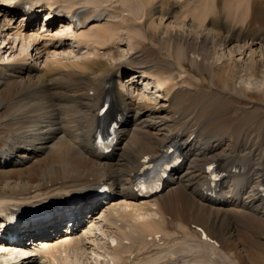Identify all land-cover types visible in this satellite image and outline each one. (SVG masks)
I'll return each mask as SVG.
<instances>
[{
    "label": "bare ground",
    "instance_id": "1",
    "mask_svg": "<svg viewBox=\"0 0 264 264\" xmlns=\"http://www.w3.org/2000/svg\"><path fill=\"white\" fill-rule=\"evenodd\" d=\"M64 1L66 6H62L56 1L49 2V0H0V17L11 23L18 15L21 26L24 27L26 33H30L29 37L33 39V42L39 38L37 35L42 36L43 32L46 34L45 32L49 33L50 31L55 34L52 36L53 42L50 44L55 49L64 48L63 51L68 52L70 49L66 47L69 46H66L64 41L67 42L71 37L77 43L97 51L95 56L97 58L86 59L72 65L63 64L60 61L59 66L48 65L40 72L41 74H32L31 71L37 69L31 66H0V200H2L3 192L7 191V199L17 201L13 204V209L6 206V211L0 214V222L3 224L0 225V251L6 252V255L11 251L8 254L11 258L5 259V264H38L37 258L33 257L37 252L65 255V248H82L85 244L95 242L93 225L78 236L80 222L68 223L69 225L65 228L67 215L55 217V215L71 209H73L71 213L78 212L80 214L83 211V205L69 207L60 205L48 209V212H40V209L34 212L33 207L40 208L43 205L19 204L18 202L25 200V194H28L30 190H34V192L38 190L41 194L46 191L39 197L43 203L42 201L47 200L49 196L60 195L53 192L62 188L65 190L81 189L83 191L81 195H86L84 201H88V210L92 204L110 198L109 203L114 205L117 200H113V198L116 197L120 198L122 202L124 201L126 207L133 210L149 211L152 209L151 207H154L153 210L159 215V219H150L140 226L144 247L148 246V250L151 251V245L155 240L159 243L163 239L160 237L161 233H166L167 239L171 237L170 234L189 236L194 238L202 248L198 253L199 257L201 256L203 259L200 262L213 264L210 259H204L206 253L203 249L217 254L221 248L223 251L228 249V243L230 244L236 226H244V223L264 225V119L249 116L250 118H245L246 120L242 119V121L233 123L232 117L225 116V106L214 105L209 96L202 98V106L199 109L184 108L185 102L180 100L179 89L174 90L175 85L169 83L161 75L168 68L170 69L171 64L167 61L158 62L155 65L147 62L141 63V61L139 63L138 59L141 57L135 51L134 57L131 56L129 60L119 61L116 65L106 63L101 58L107 54L103 53L100 56L102 53L100 50L104 49L105 52L110 53L108 56L115 58L113 49H119L125 44L126 32L130 27L138 24L136 20L124 16L121 20L118 18V21H115L114 14L111 12L105 14L104 10H98V6L96 10H92L93 8L83 7L84 4L81 5V3L79 6L77 4L79 2ZM133 1L135 2L134 9L125 0L123 1L124 7L131 14H137L138 11L145 12L144 26L146 30L149 31L148 22L155 28L160 27V31L169 28L165 22L163 23L165 17L155 16L156 7L162 0L153 7V0ZM213 1L191 0L186 8H182L186 9L183 12V19L198 24L194 27L196 24L192 26L189 23L188 29L196 30L202 27L211 13ZM234 1L229 2L230 4L227 6H242ZM203 4L205 5L202 6ZM25 5L26 7H24ZM45 8L47 9L44 14L45 22L40 27V34L37 29L28 32L27 28L35 26V22L39 19V13ZM59 9H64L67 16L55 21L57 14L54 10L59 11ZM248 10L251 15L250 26L255 24L257 28L253 29V34L249 32L242 35V39L245 41L244 45L238 46L237 51H230L225 62L233 64L235 54L245 56L248 53L250 59L248 69L252 71L258 67L259 63L255 60L257 53L253 48L258 46L261 53L264 48L262 44L264 34L259 32L264 27V5H260L258 0H246L242 7L244 18ZM32 13L35 16L31 17ZM158 13L161 12L158 11ZM74 17L80 20V27L75 26L71 31ZM105 18L108 19L106 24L101 25ZM138 18L141 19L142 16ZM171 18L172 15L168 16L167 20ZM180 18L182 17L180 16ZM179 20L177 19V21ZM92 22H96L98 25H92L91 27L95 26V28L83 32L85 23ZM53 26L54 29L49 30ZM81 27H83L82 31L80 30L78 33ZM181 27L179 28L181 29ZM167 30L169 31V29ZM145 33L144 36L147 35V32ZM212 33L207 29L203 30L206 37ZM23 39L26 41L25 38ZM149 39L148 37L146 40ZM126 41L130 50L135 48L132 40L126 39ZM177 49L179 52L177 51L178 56L176 57L179 62L182 53L180 48ZM32 50L37 51V46L35 45ZM262 56L264 57L263 53ZM154 63L156 62L154 61ZM120 69L122 74L125 70H131L135 75L151 80L159 89L158 92L163 95L165 102L169 103L170 116H162L164 109L157 110L146 102L142 106L133 105L125 93L114 86V81L117 79L115 72ZM11 79L23 81V86L27 90L30 84L35 85L34 92H31L32 94L28 97H18L19 94L14 101V106H12V102L3 104L6 100H4L2 92H12V88H15L12 83H9ZM117 80V83L121 85L120 79ZM66 83H70V86L74 88L68 89ZM104 101L108 102L109 107L104 113L105 116L101 118L98 113ZM145 115L153 116L152 118L158 122L153 121V124L150 125L143 123L141 117ZM114 121H117L118 124L114 132L117 136L116 144L111 153L102 154L94 147L97 130L104 122L109 126ZM155 130L157 134L152 133ZM226 141H228L227 149L221 150ZM122 143L124 144L116 155V147ZM170 144H173L180 153L183 158L182 163L172 170L163 181L159 193L146 198L139 197L134 191L135 178L141 174L146 165L160 158L164 149ZM39 157L41 158L39 159ZM46 163H50L51 166L38 171L39 167L45 166ZM28 165H31L30 168L33 169L25 168ZM209 166H214L215 178H212L211 172L208 171ZM69 172L78 173V175L73 178ZM25 176H29L28 180L33 179L38 183L33 188H29L26 186L27 182L23 181ZM14 178L20 180L14 182ZM13 184L15 186H12ZM102 186L107 187L109 192H101ZM52 189L53 191H51ZM165 190L167 191L166 195H163ZM209 193H214V195H208ZM16 196H18L17 199ZM218 203L225 204L217 205ZM92 212L94 209L90 210L88 215ZM10 213H34V215L32 217L23 215L21 218L9 221L7 216ZM48 222H52L53 226H47ZM32 224L38 226L44 224L42 229L46 236L55 237L49 242L39 243L40 245L32 243L30 239H23L26 237L23 233L27 234V232L19 226ZM63 227L65 229H62ZM32 229L36 230L37 227ZM29 233L31 236L35 234L31 231ZM203 233L206 237L203 236ZM92 237L93 240H91ZM150 239H154V241L147 244ZM83 241L86 243L82 244ZM108 244L113 250L112 255L122 259L123 254L117 247V241L108 239ZM38 246L40 248H37ZM87 247L89 249L88 245ZM13 249H17L15 251L20 253L18 260H16L17 255L12 259ZM94 249L88 250V256L95 259L99 253ZM32 251L34 253H31ZM252 252H250V260L248 259L247 262L248 264H257V256ZM30 253L32 255L27 257ZM131 255L129 254L127 258H131ZM233 256L240 262L235 260V264H244L245 260L238 253H234ZM137 259L140 261L138 257ZM142 259L144 260V258ZM154 261L156 260L154 259ZM154 261L152 259L151 262ZM178 263L176 258L168 256L152 264ZM92 264H96V260H93Z\"/></svg>",
    "mask_w": 264,
    "mask_h": 264
},
{
    "label": "rangeland",
    "instance_id": "2",
    "mask_svg": "<svg viewBox=\"0 0 264 264\" xmlns=\"http://www.w3.org/2000/svg\"><path fill=\"white\" fill-rule=\"evenodd\" d=\"M53 1L59 2V4H61L62 6L67 5L64 0H49V2ZM69 1L70 3L79 2L77 3L78 5L80 3L81 5L84 4L83 7H87L90 9L93 8L92 10H96L98 6V10H104L105 14H107L108 12L114 14V16H116V18L114 19L115 21H118V18L119 20H121L122 17L128 16L130 18H134L138 23L135 26L130 27L126 32V39L132 40V42L135 44V48L130 50V48H128V42L125 39V44H123L121 48L113 49L115 58H111V56H108V54L110 55V53H107V51L105 52L104 49H101L100 51L102 53H100V56L103 53L107 54L105 56H102L101 60L110 65H116L119 61H126L129 60L131 56L134 57L133 53L136 51L137 55H140L141 57L140 59H138L139 63L141 61V63L147 62L155 65L158 62L163 63L164 61H167L171 64L170 69L168 68V70L161 75L165 79H167L169 83L175 85L174 90L179 89L178 92L181 95L180 100H183L185 102L184 108L199 109V107L202 106V98L204 96H209L210 98H208L213 101L214 105L217 104L225 106V116L232 117L231 120L233 123H237L239 121H242V119L246 120L254 116L264 119V57L262 56V53L264 55V48L262 49V53L258 46H255L253 48L257 53L255 60L259 62L258 67L255 70L251 71L250 69H248L250 66L248 53L245 56L235 54V62L233 64L231 62L229 63L228 61L225 62V59L228 57L230 51H237L236 48L238 46L244 45L245 41H243L242 35L249 32L253 34V29L257 28L255 24H252L253 26H250V10H248L245 18L242 14V7L246 0L234 1L236 4H241V7H238L237 5L228 7L227 5L230 4L229 2H231L232 0H214L213 4L211 5L212 14L210 13L209 17L206 19L204 24H202L201 28H197L196 30L192 29L193 31L190 28L188 29L189 23L192 26L196 24L194 27H196L198 24L194 23V21L184 20L183 12L186 9H182L186 8L191 0L186 2L185 0H162V2H159V5L161 6L157 5L155 10V12L157 11V13H155V16L165 17L163 23L165 22V25L169 27L165 28V30L162 31H160V27L155 28V26L151 25L150 22H148L147 24L149 31L146 30L144 26L145 12L138 11L137 14L134 13L135 15L131 14L130 11H128L124 7V0ZM125 1H128V5L132 8L135 7V2L133 0ZM158 1L160 0H153L152 7L156 6V4H158ZM163 2L167 3L164 5ZM258 2L260 5H264V0H258ZM200 3L202 4V1ZM204 5L205 4H203L202 6ZM180 8L182 9V11H180ZM46 10L47 9L45 8L39 13V19H37V21L35 22V28H27L28 32L37 29V32L39 31L38 34H40V27L43 26L45 22L44 14ZM158 11H160L161 13H158ZM169 14L172 15L173 19L171 18L170 20H167V17L171 16ZM139 16H142V18H138ZM180 16L182 18H180ZM18 17L19 16L17 15L16 18ZM16 18L13 20L15 22L12 21L11 23H8L6 22L7 20H4L3 17H0V66H31L37 69L31 71L32 74H41L40 72L46 69L48 65L53 67L59 66L58 64L60 61L63 64L72 65L76 64L77 62H82L86 59L97 58L95 57L97 53L96 50L91 49V47H85V45L83 46V44L81 45L77 43L71 37L68 38L67 42L64 41L66 43V46H69L66 47L70 49L68 50V52H64V48L55 49L51 47L50 44L51 42H53L52 36H54L55 34L50 31L49 33L45 32L46 34H44L43 32V35L41 34L42 36L37 35V37H39L35 40L37 43L33 42V39H30L29 37L30 33H26L24 27L21 26L22 24L20 17L19 19ZM177 19L179 21H177ZM106 20L108 19L105 18L103 22H101V25L106 24ZM92 25L98 24H96V22H92L89 24L85 23V25L83 26L84 28L82 27L83 32H87L88 29L90 30L93 27L95 28V26L91 27ZM183 25H185L186 27L184 28ZM179 27H181V29ZM82 28L80 29L81 31ZM53 29L54 26L49 30ZM167 29H169V31ZM202 29H207V31H212L213 33L210 36L206 37L204 35L205 33L203 34ZM44 30L46 31V28ZM80 30L78 31V33L80 32ZM145 32H147L146 36H144L146 34ZM259 32L264 34V27L261 28V31ZM231 36L233 37V39L231 38ZM148 37L150 38V41L146 40ZM23 38H25L26 41ZM203 41L207 43H204ZM262 44L264 46V42ZM35 45L38 48L37 51L32 50ZM177 48L181 49L180 51L183 55H181V60L179 62L178 58L176 57L178 56L179 52ZM154 61L156 63H154ZM115 75H117L116 78L120 79L121 81V85L117 83V81H115V88L125 93V96L127 97V99H130L132 101L133 105L142 106L143 103L146 102L147 104L155 107L157 110L164 109V112H162L161 114L162 116H170V108L168 107L169 103L165 102L163 95L158 92L159 89L155 87L154 83L151 80L142 78L140 77V75H135V73L131 70H125V72H123L122 74V70L120 69L119 71L115 72ZM21 82L22 84H20ZM9 83H12L15 88H12V92H2L4 100H6L3 104H9L12 102V106H14V101L16 100V98L21 96L28 97V95L32 94L31 92H34L35 90L34 84H30L32 87L29 85L30 89L28 88V90L27 88H24L23 81L21 80L18 81L17 79H11ZM66 85L68 86V89L74 88L73 86H70V83H66ZM152 117L153 116L151 115L150 117L149 115H145L141 117V120L143 123L148 125L153 124V121L158 122ZM152 133H156V130L152 131ZM123 144L124 143L116 147V155L119 153L120 147H122ZM227 145L228 141L224 143L221 150L227 149ZM41 157H39V159ZM31 165L33 166V164ZM31 165H28V167L25 168H30ZM49 166H51V164L46 163L45 166H40L38 171L47 169V167ZM32 169L33 168H30V170ZM24 173L27 174L26 172ZM69 175L73 176L74 178L77 177L78 173L69 172ZM28 179L29 176H25L23 181L27 182L26 186H29V188H33L38 183V181L35 182L33 179ZM18 180H16V178L13 179L14 182H18ZM12 186L15 185L13 184ZM51 191H53V189ZM82 192L83 191L79 188L69 190H65L64 188L60 190L56 189L53 193H58L60 195L49 196L47 200L42 201L43 203H41V198L39 197L46 193V191H43V193L41 194L40 192H38V190H36L35 192L34 190H30L28 194H25L26 199L20 200L18 202L19 204L27 203L38 206L43 205V207L40 208H37V206L33 207V211L35 212L37 209H40V212H48V209L54 206L65 205L69 202V199H71L73 196L81 195ZM166 192L167 191L165 190L162 194L166 195ZM15 198L17 199L18 196H16ZM1 199L0 214H3L6 211V206H9L8 208L13 209V204L17 202L16 200L10 201L7 199V191L3 192V196ZM110 200L111 199H107L104 201L102 200L97 204H92L89 207V210L87 209V206L89 205L85 204L84 201L82 203L83 206L81 205L83 207V211L80 214L70 212L69 214H67L66 212L67 216H55L67 217V220L65 221L66 223L64 224L65 228L69 225L68 223L80 222V225L78 226V236L82 235L91 225H93L92 228L94 229L95 234L94 243L85 244V246H82V248L72 247L70 249L68 247L66 249V246L64 247L66 251L65 253L72 255L73 261H75L76 263H84L86 259H88L87 257L89 251L94 248L95 252L97 251L100 254V257L104 259L105 263L108 262L106 264H110L111 262V264H152L154 262L157 263L158 261H161L163 258H166L168 256L176 258L179 263L181 262V264L205 263L200 262L203 259L201 258V256L199 257L198 253L202 250V248L199 246V244H197L195 239L189 236H182L180 234H170L171 237L167 239L168 235H166L165 232V234L161 233L160 237H162L163 239L159 243L155 240L154 244L156 243L158 245L152 244L151 252L150 249L148 250V246L144 247V245L142 244L140 226L150 219H159V215L153 210L154 207H151L152 209L149 211L139 209L133 210L129 207H126L124 201L122 202V200H120V198L118 197L113 198V200H117L114 205L113 203H109ZM221 204L225 203H218L217 205ZM93 209L94 212L88 215L89 211ZM25 215H28V213H26ZM29 215H34V213H30ZM113 222H115V224H113ZM51 224L52 222H48L46 225H49L50 227ZM0 225L3 224L0 222ZM43 225L44 224L38 226L37 224H32L21 226V228H24V231L27 232V234L23 233V235L26 236L23 239H30L34 244L49 242L50 239H53L55 236L53 238L46 236L45 231L42 229ZM243 225L244 226H236L230 244L228 243L227 250L223 251V249L221 248V252L218 251L217 254H214L210 250L203 249L206 253L204 259H210L213 264H235L238 259L233 255L234 253H238L245 260L244 264H248L247 261L250 258V252L253 251L257 256V264H264V225H251L248 223H244ZM35 227H37L36 230L32 229ZM64 227L62 229H65ZM29 231L34 232V236H31ZM49 231H51V229H49ZM244 233H246L245 236ZM108 239H112V241L114 242L117 241V247L123 254L122 259H120L116 255H112L113 250L111 248V245L108 244ZM91 240H93V237L91 238ZM86 241H83L81 243L84 244L86 243ZM130 241H133V243H130ZM152 241H154V239H150L147 244L151 243ZM87 245L89 246V249ZM37 248H40V246H38ZM138 252L142 253L140 254ZM129 254H132L131 258H127ZM16 255V260H18V256H20L18 254H14L12 259H14ZM229 255H232L233 257H230ZM139 256L141 257V259ZM137 257L140 261H138ZM8 258L10 257L0 255V261L4 262L5 259ZM142 258H144L145 261ZM152 259L153 261L154 259L156 261L151 262ZM134 260L137 262H135Z\"/></svg>",
    "mask_w": 264,
    "mask_h": 264
}]
</instances>
